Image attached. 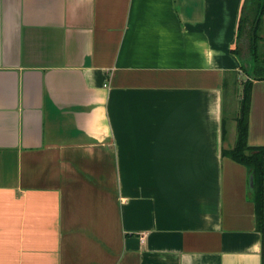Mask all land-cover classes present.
Masks as SVG:
<instances>
[{"label":"crops","instance_id":"1","mask_svg":"<svg viewBox=\"0 0 264 264\" xmlns=\"http://www.w3.org/2000/svg\"><path fill=\"white\" fill-rule=\"evenodd\" d=\"M244 1L0 0V264H264Z\"/></svg>","mask_w":264,"mask_h":264},{"label":"trees","instance_id":"2","mask_svg":"<svg viewBox=\"0 0 264 264\" xmlns=\"http://www.w3.org/2000/svg\"><path fill=\"white\" fill-rule=\"evenodd\" d=\"M243 12V13H242ZM264 14V0H245L237 25L234 53L243 59L239 44H246L249 58L242 61V68L248 78L242 84L239 112L236 117V140L230 149L222 150V155L246 167L252 186L249 185L248 198L254 203L257 225L264 226V146H249L246 143L247 114L250 88L253 80L264 79L263 58L259 55L257 30ZM243 39L242 41H240Z\"/></svg>","mask_w":264,"mask_h":264},{"label":"rangeland","instance_id":"3","mask_svg":"<svg viewBox=\"0 0 264 264\" xmlns=\"http://www.w3.org/2000/svg\"><path fill=\"white\" fill-rule=\"evenodd\" d=\"M243 13V12H242ZM257 34L259 36V39L257 40V47H258V51H259V55L263 58L264 60V14L261 17L260 23H259V27L257 30ZM243 39H241L240 41H242ZM240 48V52L241 54H243L244 60L249 58L248 52H247V48H246V44H239ZM262 67H264V63L262 64ZM230 93V92H229ZM226 94V113H224V118L226 120V122H230L231 118L233 117V113H231L230 108L235 107V104L237 105L238 103H240V100H238L239 97V93H238V89H235V95H230V94ZM239 101V102H238Z\"/></svg>","mask_w":264,"mask_h":264},{"label":"water","instance_id":"4","mask_svg":"<svg viewBox=\"0 0 264 264\" xmlns=\"http://www.w3.org/2000/svg\"><path fill=\"white\" fill-rule=\"evenodd\" d=\"M249 185L252 186V178H249Z\"/></svg>","mask_w":264,"mask_h":264}]
</instances>
